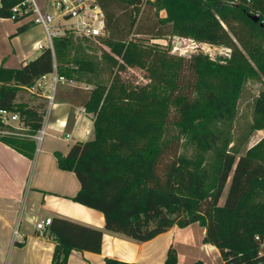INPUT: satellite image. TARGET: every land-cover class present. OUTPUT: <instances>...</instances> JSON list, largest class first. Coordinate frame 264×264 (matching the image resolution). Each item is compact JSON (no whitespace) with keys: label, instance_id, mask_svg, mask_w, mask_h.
<instances>
[{"label":"trees","instance_id":"trees-1","mask_svg":"<svg viewBox=\"0 0 264 264\" xmlns=\"http://www.w3.org/2000/svg\"><path fill=\"white\" fill-rule=\"evenodd\" d=\"M18 1L2 0L0 16L10 17ZM147 2L169 13L158 19V34L164 27L171 35L227 46L230 57L226 62L186 58L128 39L143 0H97L107 30L98 39L111 79H82L96 72V63L73 54L77 45L67 31L54 38V52L44 46L19 67L0 65V109L18 112L35 132L42 126L45 104L29 105L20 92L52 72L54 63L68 81L92 84L70 94L94 114L93 137L76 142L66 154L55 151L59 167L75 172L80 182L72 199L102 211L107 230L134 240L198 223L205 228L203 242L215 245L226 264H264V139L239 156L228 148L229 123L248 75L255 72L250 58L264 74L263 18H251V8L263 7L264 0L251 6L217 0ZM129 9L136 14L125 23L122 14ZM138 63L146 67L144 82L130 69ZM252 127L264 128V89L254 103ZM0 141L34 156L33 139L5 135ZM45 230L56 243L52 264H68L72 250L101 251L102 229L54 216ZM105 264L134 263L106 258ZM165 264H178L174 249Z\"/></svg>","mask_w":264,"mask_h":264},{"label":"crops","instance_id":"crops-1","mask_svg":"<svg viewBox=\"0 0 264 264\" xmlns=\"http://www.w3.org/2000/svg\"><path fill=\"white\" fill-rule=\"evenodd\" d=\"M20 27L25 28L19 31ZM38 27L40 31L32 34ZM45 37L43 26L28 17L13 20L0 16V65L15 68L31 60V53L39 50L38 44L44 43ZM88 86L91 85H79L74 80L58 86L56 103L47 116V134L32 158L0 141V264H52L56 243L45 229L37 228V223L54 216L103 230L100 252L72 250L68 264H105L106 258L134 264H165L171 248L177 252L178 264L197 260L226 264L215 245L203 242L204 227L200 226L194 236L185 233L187 227L198 223L185 228L175 225L153 239L137 241L107 230L102 211L72 199L80 182L75 172L59 167L55 151L66 154L76 142L93 137L94 114L70 94L76 87ZM23 99L26 102L25 96ZM39 100L46 110L45 100ZM15 228L21 234L18 239Z\"/></svg>","mask_w":264,"mask_h":264},{"label":"rangeland","instance_id":"rangeland-1","mask_svg":"<svg viewBox=\"0 0 264 264\" xmlns=\"http://www.w3.org/2000/svg\"><path fill=\"white\" fill-rule=\"evenodd\" d=\"M38 1L41 5L46 6L47 10L52 11L51 7L49 6V1ZM132 12L133 14H136L133 9H129L128 12H124V14H122V16H124L123 19L125 23H130V18L128 16ZM168 14V11L164 8L158 10L157 12V9L152 7V5L147 2V0H143L142 5L140 6V12L136 14V24L132 28V32L128 35V39H141L147 45L157 44L163 48L169 49L170 53L174 55H179L186 58L203 57L218 62H226V60L230 57L231 49L227 46L213 45L207 42L197 41L191 37L186 38L178 35H171L168 34V32L166 31L167 28L164 27L162 28V33L158 34V31H156L155 29V25H161L158 19L162 20L163 18H166L168 17ZM28 18L36 23L32 15ZM77 20L78 19L76 16H73L66 20L61 19L59 20V26L62 30L68 31L70 30V28L73 29L76 26ZM261 24L264 23L261 22ZM39 31L40 27L35 28L32 30V34H35ZM137 31H140L141 33L136 34ZM72 35L74 42L77 45V48L73 50V54L82 56L84 58L93 57L96 63V72L84 73V78L82 79H85V77L88 76L91 79L100 78L105 81H109L112 75L110 73L108 65L102 59L103 52L101 47L103 45L99 43V41L91 38H86L78 34ZM105 49H107L109 53H114L110 47H105ZM35 53L36 55H39L41 53L40 49L35 51L34 53H31L32 59L35 57ZM121 57L119 56L120 61L124 64H127L124 60H122L123 58ZM250 62L254 67L255 72L248 75V78L244 83L243 89L238 99L236 113L229 123L231 142L228 148L233 150L237 154V156L245 154L251 147L264 139V128L254 129L252 127V121L254 117V103L259 93L264 89V74L260 70L256 62H254L251 58ZM130 69L133 71V73L131 72L133 75L139 78L140 81L144 82V79H146L145 65L138 63L136 67H130ZM82 79H74V81L79 85H86L85 81H83ZM90 85V87L93 86L92 84ZM20 94L24 95L27 98L26 103L28 104L34 101H40L39 98H37L35 95H30L28 92L21 91ZM229 184L230 179L227 183L223 197L220 200L221 203H223L225 200ZM187 228H189V230L185 233H190L193 236L194 234H198L200 231L199 224H195L193 227L190 226Z\"/></svg>","mask_w":264,"mask_h":264},{"label":"built area","instance_id":"built-area-1","mask_svg":"<svg viewBox=\"0 0 264 264\" xmlns=\"http://www.w3.org/2000/svg\"><path fill=\"white\" fill-rule=\"evenodd\" d=\"M49 1V6L52 11L47 10V7L41 5L38 0H19L11 8L12 14L9 18L18 20L34 17L37 24L43 26L45 31V42L38 44V49L48 46L54 52V38L66 34L59 26V20H66L71 17H77L76 26L70 32L80 36L91 38L99 41L98 38L105 36L107 33L105 15L97 0H46ZM228 5H245L251 6L254 0H217ZM2 0H0V7ZM252 14L262 16L261 20L264 23V6L251 8ZM221 23H225L219 14H216ZM58 22V23H56ZM69 82L68 79L60 75L57 71V64L54 63L52 72L42 75L36 82L26 89L35 95L40 96L46 102V110L43 115L42 126L35 132L27 124L24 118L18 112H14L5 108L0 109V136L13 135L18 137L30 138L35 141L36 148L39 150L47 134V116L56 103V93L58 86L61 83ZM51 222V218H47L37 223V228L44 230ZM15 238L21 237L18 228L14 230Z\"/></svg>","mask_w":264,"mask_h":264},{"label":"water","instance_id":"water-1","mask_svg":"<svg viewBox=\"0 0 264 264\" xmlns=\"http://www.w3.org/2000/svg\"><path fill=\"white\" fill-rule=\"evenodd\" d=\"M251 18H252L254 21H259V20H260L259 16H257V15H252ZM262 25H263V27H264V24H262Z\"/></svg>","mask_w":264,"mask_h":264},{"label":"bare ground","instance_id":"bare-ground-1","mask_svg":"<svg viewBox=\"0 0 264 264\" xmlns=\"http://www.w3.org/2000/svg\"><path fill=\"white\" fill-rule=\"evenodd\" d=\"M209 247V246H208Z\"/></svg>","mask_w":264,"mask_h":264}]
</instances>
